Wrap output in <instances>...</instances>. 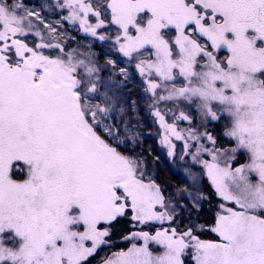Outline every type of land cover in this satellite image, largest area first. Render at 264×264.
I'll use <instances>...</instances> for the list:
<instances>
[{"label":"snow or ice","instance_id":"1","mask_svg":"<svg viewBox=\"0 0 264 264\" xmlns=\"http://www.w3.org/2000/svg\"><path fill=\"white\" fill-rule=\"evenodd\" d=\"M47 8L119 55L102 65L91 43L72 48L24 0H0V264H91L110 243L101 225L129 214L168 226L132 232L131 247L101 264H264V0ZM133 68L168 155L176 156L172 137L183 142L193 207L202 176L235 206L220 204L210 229L217 242L174 227L179 202L166 201L144 161L119 150L139 135L131 132L137 101L123 95ZM117 112L127 116L123 140L108 122Z\"/></svg>","mask_w":264,"mask_h":264},{"label":"trees","instance_id":"2","mask_svg":"<svg viewBox=\"0 0 264 264\" xmlns=\"http://www.w3.org/2000/svg\"><path fill=\"white\" fill-rule=\"evenodd\" d=\"M48 3H54L53 0H31L25 4L28 7H38L37 11H43L42 8ZM55 11L43 13L49 23H56L60 25L59 31L64 34L66 42L72 47L81 48L92 44V51L99 56V63L104 64L106 55L115 59L119 54L114 52L110 43L99 44L92 37L81 34L77 27L64 21L61 15L56 14ZM58 18V22L56 21ZM110 19V17H109ZM132 76V81L128 83V91L123 93L124 97L129 101H137V115L132 119L131 132L138 133L135 143H120V151L125 155H132L139 157L144 161L145 171L151 176L157 184L160 185L165 194L166 201L171 200L173 204L179 202L181 207L176 211V222L173 224L179 231H184L189 227L197 230V235L203 240L219 241V237L210 231L215 225L217 213L220 211V204L224 203L215 194L210 182L206 176H202L200 180L199 191L203 193V198L197 201V206L193 207L192 200L186 197L185 189L188 184H191L189 179L180 175L174 169L172 162L166 156L164 148L160 145V128L157 121L147 110L145 100L140 99L144 96L143 86L141 85V78L135 72L134 68L129 73ZM115 121L109 120V123H115L120 129L121 140L129 135L125 132L123 125L120 123L122 118L127 119L125 114L117 112L114 114ZM177 162H174L176 166ZM191 189H188V191ZM195 192V191H194ZM197 193V192H195ZM197 195V194H196ZM225 204V203H224ZM168 224H156L149 222L145 225H140L138 222L130 219V214L125 217H120L116 221L108 225L111 229V235L108 238L110 243L98 250L94 258H90L91 264H101L103 258L109 257L114 252L127 250L132 242L126 240L124 237L130 235L134 231L141 229L154 232L160 228L167 227ZM203 229L202 231L200 229ZM189 264L191 262L189 261Z\"/></svg>","mask_w":264,"mask_h":264},{"label":"rangeland","instance_id":"3","mask_svg":"<svg viewBox=\"0 0 264 264\" xmlns=\"http://www.w3.org/2000/svg\"><path fill=\"white\" fill-rule=\"evenodd\" d=\"M29 1H31V0H24V3H26V2H29ZM53 2H55V0H53ZM32 8H34V7H32ZM36 9H38V7H35ZM49 11H52V10H49L48 8H47V6H45L44 8H43V11H41V14L43 15V13H45V12H49ZM56 14H59V15H61V13H60V11L57 9L56 10V12H55ZM67 13H66V11H65V13H64V15H66ZM44 16V18L45 19H47L46 18V16L45 15H43ZM62 18V17H61ZM58 18H56V21L58 22ZM64 21H66V20H64ZM66 22H68V21H66ZM92 22H94V20L92 21ZM69 23V22H68ZM70 24V23H69ZM71 25H73V26H75V27H77L78 28V30H80V32H81V34H83V35H85V36H88V35H86L80 28H79V25L78 24H71ZM109 27L110 28H112V29H114L115 28V26L114 25H109ZM89 37H91V36H89ZM99 44H102V43H100V42H98ZM106 43V42H105ZM105 43H103V44H105ZM220 55H221V57L223 56V55H226V53L224 52V51H221V53H220ZM138 74V73H137ZM171 121V118L169 117V122ZM157 124H158V126H159V128H160V145L164 148V150H165V153H166V156L169 158V160L172 162V164H173V166H174V169L176 170V172L177 173H179L180 175H182V176H184L185 178H187V179H189L188 178V170H189V166L191 165V161H190V159H188V158H185V160H180L179 159V154H180V152L182 151V144H183V142L182 141H177V140H175V138L174 137H172V142L176 145V148H175V152H176V156L175 157H170L169 155H168V148L162 143V140H163V138H164V135H165V131H164V129L163 128H161V126L159 125V123L157 122ZM184 127H186V123H179L178 122V128H180V129H182V128H184ZM174 162H177V164H176V166L174 165ZM199 168H200V166L199 165H196V166H192L191 167V171H193V172H195V173H197L198 175L200 174L199 173ZM189 181L192 183V181L189 179ZM200 184V183H199ZM199 184L197 185V187H199ZM190 192H191V195L192 196H195L197 193H195L194 191H192V190H189ZM186 197L188 198V194H187V192H186ZM224 203H225V205L226 206H230V207H235L234 205H231V204H228V202H225L224 201ZM136 222V221H135ZM151 223H156V222H151ZM167 222H165V224H166ZM156 224H159V223H156ZM101 227H108V225H101ZM135 232V231H134ZM131 235V234H130ZM130 235H128V236H130ZM132 242V241H131ZM136 243L137 244H140L141 242L140 241H136ZM88 244L90 245V242H88ZM103 247V246H102ZM131 247V246H130ZM129 247V248H130ZM152 248L155 250L156 249V246H152ZM126 251V250H125ZM120 252V251H119ZM115 253H117V252H114V253H112L109 257H111L113 254H115Z\"/></svg>","mask_w":264,"mask_h":264}]
</instances>
